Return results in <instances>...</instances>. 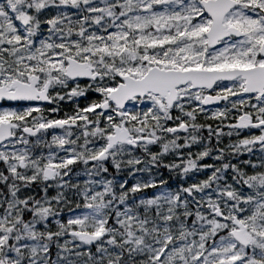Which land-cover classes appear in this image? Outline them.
Instances as JSON below:
<instances>
[{"label": "snow or ice", "instance_id": "snow-or-ice-1", "mask_svg": "<svg viewBox=\"0 0 264 264\" xmlns=\"http://www.w3.org/2000/svg\"><path fill=\"white\" fill-rule=\"evenodd\" d=\"M0 264H264V0H0Z\"/></svg>", "mask_w": 264, "mask_h": 264}]
</instances>
